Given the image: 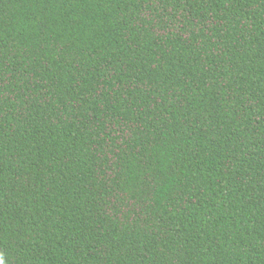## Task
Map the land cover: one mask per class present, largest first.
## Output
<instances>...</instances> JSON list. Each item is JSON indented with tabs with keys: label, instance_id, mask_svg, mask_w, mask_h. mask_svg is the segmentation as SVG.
Here are the masks:
<instances>
[{
	"label": "trees",
	"instance_id": "1",
	"mask_svg": "<svg viewBox=\"0 0 264 264\" xmlns=\"http://www.w3.org/2000/svg\"><path fill=\"white\" fill-rule=\"evenodd\" d=\"M0 264H264V0H0Z\"/></svg>",
	"mask_w": 264,
	"mask_h": 264
}]
</instances>
